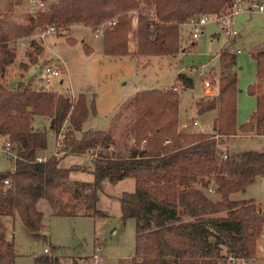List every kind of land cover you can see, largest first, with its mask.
Listing matches in <instances>:
<instances>
[{"label": "trees", "instance_id": "16d2710c", "mask_svg": "<svg viewBox=\"0 0 264 264\" xmlns=\"http://www.w3.org/2000/svg\"><path fill=\"white\" fill-rule=\"evenodd\" d=\"M231 1L48 0L28 18L35 25L66 28L73 23L96 28L113 19L101 33L104 53L171 55L180 48L184 20L222 13ZM129 9L138 11L133 30ZM0 37V138L16 152L15 159L10 157L13 168L0 169V215H18L31 234L46 239L43 213L37 206L40 197L46 198L54 214L103 216L106 212L96 204L104 182L129 176L134 188L117 195L122 219H135L134 252L127 264H237L256 257V242L264 233V206L251 198H231L230 193L264 175V151L237 148L234 142L238 135H264V46L250 51L258 80L247 85L256 105L246 120H236L235 54L223 46L218 52L220 73L210 76L215 91L196 101L200 112L217 109L212 131L178 128L179 89L192 87L199 73L186 68L168 86L141 88L128 96L121 105L129 107L131 122L116 135V122L113 127L80 130L90 111L84 93L37 89L22 80L8 87L2 77L15 59L16 47ZM90 47L86 46L88 52ZM36 114L50 118L55 135L63 134L58 153L40 160L38 150L47 147L48 137L44 128L32 124ZM121 138L125 152L114 149ZM97 146L103 150L95 152L86 168L93 179L71 178L73 170L84 168L66 165L63 157L89 154ZM110 146L112 150L105 151ZM212 182L219 198L206 191ZM35 260L60 264L49 254ZM0 264H17L14 242L1 232ZM72 264L81 263L74 259Z\"/></svg>", "mask_w": 264, "mask_h": 264}, {"label": "rangeland", "instance_id": "374dc122", "mask_svg": "<svg viewBox=\"0 0 264 264\" xmlns=\"http://www.w3.org/2000/svg\"><path fill=\"white\" fill-rule=\"evenodd\" d=\"M34 1L0 0V35L7 37L16 47L15 59L7 65L2 81L8 87H14L17 81L22 80L30 81L31 86L37 89H52L73 96L84 93L90 111L80 130L104 129L113 127L112 123L116 122L114 132L118 135L120 130L131 122L129 107L121 105L123 99L141 88L168 86L176 81L179 70L191 68L197 69L199 73L192 87L179 89L178 128L185 131H188L186 129L198 132L212 131L217 109L210 108L200 112L197 110L196 101L204 93L215 91L210 76L213 74L217 78L220 73L218 52L223 46L235 54L233 70L237 74V122L246 120L255 108L256 96L247 92V85L258 80L255 60L250 51L264 46V12L238 13L233 25L240 33L237 38L229 37L219 24L210 20L203 25L201 33L196 38L191 37L188 26H183L180 48L175 54L113 56L103 52L102 37L98 27L92 28L80 23H73L68 28L55 25V32L47 34L45 38L37 37L36 33L48 25H35L29 20V15L33 14L30 8L34 5ZM47 1L44 0L40 7H44ZM127 14L130 15L133 30L138 23V11L129 9ZM87 45L91 46L89 52L86 50ZM129 45L133 48V41L130 40ZM238 47L241 48L240 52L235 50ZM59 61H61L59 75L46 81L44 65ZM202 73L206 75L204 79L209 81L208 87L203 85ZM262 85L261 91L264 92V80ZM91 103L94 110L91 109ZM193 118L197 120V124H194ZM185 120H189L190 123L183 128L181 122ZM32 124L47 131L46 153H52L56 142L62 140L63 134L55 135L50 129V118L41 114L34 115ZM80 130L77 132L79 133ZM236 138L234 142L237 148L264 151V135L254 134ZM125 144L124 139L121 138L114 149L119 148L124 151ZM3 146L4 142L0 138V169L9 168L10 165L13 167L10 157L1 150ZM99 150L103 149L97 146L88 155L92 158ZM106 150L110 152L112 146ZM44 151L45 149L42 148L38 153ZM75 155L68 154L63 159L64 163L82 165L84 169L73 170L70 174L71 178L93 179V173L86 169L87 165L91 164V160L85 155ZM209 186L215 187V184L212 182ZM133 188L134 180L129 176L116 182L106 180L96 204L106 212L103 216L54 214L46 198L40 197L38 207L43 212L45 224L43 231L46 233V239L31 234L18 215L13 218L1 216L2 232L14 242L16 263L51 264L47 261L35 260L36 256L47 254L43 250L46 246L49 248V255L56 256L60 264H72L74 259L81 264H127L134 252L135 219L134 217L122 219L117 195L123 190ZM206 191L213 199L220 197L216 191ZM230 197L251 198L263 207L264 175H257L246 188L230 193ZM97 246H100V260L94 262L92 254ZM256 248V253L261 259L264 257L262 235L257 239ZM239 263L249 264L246 260L240 262L238 260L237 264ZM263 263L264 259L261 260V264Z\"/></svg>", "mask_w": 264, "mask_h": 264}, {"label": "built area", "instance_id": "2783aa9c", "mask_svg": "<svg viewBox=\"0 0 264 264\" xmlns=\"http://www.w3.org/2000/svg\"><path fill=\"white\" fill-rule=\"evenodd\" d=\"M43 4L42 0H35L34 5L30 8L32 13L34 14L38 8ZM252 11H261L264 12V2H259V0H232L230 5L228 6L227 10L222 13H203L199 15H193L188 17L186 20L182 22L183 26H188L190 28V34L192 38H196L199 36L203 29V25H205L208 21L214 20L217 24H219L226 35L229 37L237 38L239 36V31H237L234 25L235 16L240 12H252ZM135 19H137L136 12ZM150 17L154 16V12H150ZM114 20L110 19L104 23H101L98 28L100 33H102L105 26L111 24ZM56 26L55 25H48L47 27L40 30L36 33V36L39 38H45V36L49 33L55 32ZM236 52H240L241 48L238 47L235 49ZM61 68V61L59 63H46L44 65V76L46 81H50L53 77L59 75ZM203 85L208 87L209 81L204 79ZM194 123H197V120H194ZM185 125V124H184ZM62 140H58L55 144V149H53L54 153H58L59 149L62 146ZM2 152L5 153L8 157H12V159L16 158L15 150L11 149V143L9 141H4V146L2 147ZM46 155H37V159H45ZM13 161V160H12ZM13 164V162H12ZM13 168V167H12ZM5 182H8V179H5ZM208 191H215L214 187L209 186ZM97 246L92 254V260L97 262L100 260V253L99 248ZM44 251H48V247H44Z\"/></svg>", "mask_w": 264, "mask_h": 264}, {"label": "crops", "instance_id": "0c3cea01", "mask_svg": "<svg viewBox=\"0 0 264 264\" xmlns=\"http://www.w3.org/2000/svg\"><path fill=\"white\" fill-rule=\"evenodd\" d=\"M25 37V36H24ZM171 84V83H170ZM169 84V85H170ZM209 89V88H208ZM135 92V91H134ZM133 93V92H132ZM126 99V98H125ZM125 99H123V101L125 100ZM180 120V119H179ZM193 120H196L195 118H193ZM190 123V121L189 120H185V121H183V122H181V126L183 127V128H185V127H187L188 126V124ZM198 123V122H197ZM197 123H194V124H197ZM184 124H186L185 126H184ZM186 130H188V131H192V130H190V129H186ZM248 135H254V134H245V135H238V136H248ZM237 137V136H236ZM1 140L4 142V137H2L1 138ZM43 149H45V151L44 152H42V153H38L39 155H47L49 152H47L46 153V149L47 148H43ZM68 154H72L73 156L75 155L74 153H68ZM68 154H66L64 157H66ZM79 155H85L87 158H89V159H91V157L88 155V154H85V153H81V154H79ZM76 156V155H75ZM64 157H63V159H64ZM75 158V157H74ZM64 162V161H63ZM12 164V163H11ZM9 168H12L11 167V165H10V167ZM39 200V199H38ZM38 200H37V206H38ZM39 208V207H38ZM40 209V208H39ZM41 210V209H40ZM42 211V210H41ZM43 213V212H42ZM1 216H10V217H15L16 216V214H2V215H0V217ZM28 230V229H27ZM0 232L5 236V234L2 232V226L0 225ZM262 236L264 237V233H262ZM46 247V246H45ZM43 250H44V248H43ZM256 250H257V248H256ZM45 252V251H44ZM47 254H50V252H49V248H48V251L46 252ZM262 259H264V257H261V259H260V256L256 253V257H254V258H252V259H250L249 261H247L249 264H261V260ZM264 264V263H263Z\"/></svg>", "mask_w": 264, "mask_h": 264}]
</instances>
